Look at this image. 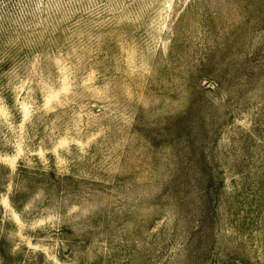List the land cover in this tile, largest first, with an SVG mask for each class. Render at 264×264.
I'll use <instances>...</instances> for the list:
<instances>
[{
  "label": "rangeland",
  "instance_id": "374dc122",
  "mask_svg": "<svg viewBox=\"0 0 264 264\" xmlns=\"http://www.w3.org/2000/svg\"><path fill=\"white\" fill-rule=\"evenodd\" d=\"M0 264H264V0H0Z\"/></svg>",
  "mask_w": 264,
  "mask_h": 264
}]
</instances>
